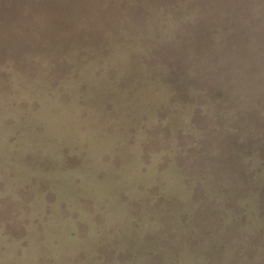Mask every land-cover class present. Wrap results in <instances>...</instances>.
<instances>
[{
  "label": "rangeland",
  "instance_id": "obj_1",
  "mask_svg": "<svg viewBox=\"0 0 264 264\" xmlns=\"http://www.w3.org/2000/svg\"><path fill=\"white\" fill-rule=\"evenodd\" d=\"M263 103L264 0H0V264H264Z\"/></svg>",
  "mask_w": 264,
  "mask_h": 264
},
{
  "label": "trees",
  "instance_id": "obj_2",
  "mask_svg": "<svg viewBox=\"0 0 264 264\" xmlns=\"http://www.w3.org/2000/svg\"><path fill=\"white\" fill-rule=\"evenodd\" d=\"M180 82H181V84L184 83L183 81H180ZM185 86H186V84H185ZM186 89H188L187 86H186ZM257 108H261V107L257 106ZM261 109L263 110L262 113L264 114V103H263ZM260 119H261V116H260ZM262 130L263 129L260 126V129L258 130V132H257V128L253 129V132L255 134L254 133L247 134L246 137H247V139H249V142H246V145H247L246 149L241 150V166H242L241 171L245 170L244 175L247 178L250 177L252 179V181L254 182L253 185H255V183H257V181H258V189H259V177L264 175V133H261ZM254 139H256V140H254ZM255 159H260L261 162L255 164V161H254ZM178 169H181V170L183 169L182 173H184L183 171L191 169V165L190 164H184V165H182V167H181V165H179ZM183 176L185 177V179H187L186 180L187 182H189V181L192 182V178L190 177V175L189 176L187 175L188 177H186V175L184 174ZM193 181H195V180L193 179ZM195 182H197V181H195ZM201 182L204 183V181L202 179H201ZM247 182H248V179H247L246 183ZM253 188L255 190L257 188V186L253 187Z\"/></svg>",
  "mask_w": 264,
  "mask_h": 264
}]
</instances>
